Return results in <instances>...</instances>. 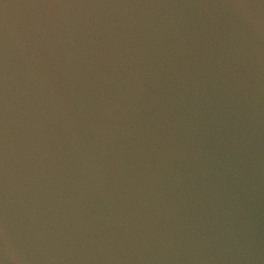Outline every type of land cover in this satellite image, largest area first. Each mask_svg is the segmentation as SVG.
<instances>
[{"label":"water","instance_id":"1","mask_svg":"<svg viewBox=\"0 0 264 264\" xmlns=\"http://www.w3.org/2000/svg\"><path fill=\"white\" fill-rule=\"evenodd\" d=\"M0 264H264V0H0Z\"/></svg>","mask_w":264,"mask_h":264}]
</instances>
